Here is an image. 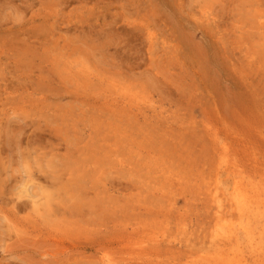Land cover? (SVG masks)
I'll use <instances>...</instances> for the list:
<instances>
[{
	"label": "rangeland",
	"instance_id": "rangeland-1",
	"mask_svg": "<svg viewBox=\"0 0 264 264\" xmlns=\"http://www.w3.org/2000/svg\"><path fill=\"white\" fill-rule=\"evenodd\" d=\"M242 1L0 0V264H264V0Z\"/></svg>",
	"mask_w": 264,
	"mask_h": 264
},
{
	"label": "bare ground",
	"instance_id": "bare-ground-1",
	"mask_svg": "<svg viewBox=\"0 0 264 264\" xmlns=\"http://www.w3.org/2000/svg\"><path fill=\"white\" fill-rule=\"evenodd\" d=\"M215 2V1H214ZM240 2V1H239ZM241 2L243 3V1L241 0ZM261 2V1H260ZM245 4V3H244ZM243 4V5H244ZM252 4V3H251ZM262 4V3H261ZM250 6V5H249ZM255 7V6H254ZM260 7V6H259ZM262 7V6H261ZM241 8V7H240ZM245 8V7H244ZM248 8V7H247ZM251 8V7H250ZM249 8V9H250ZM243 9V8H242ZM245 15V14H244ZM245 19V18H244ZM27 31V30H26ZM153 37V36H152ZM184 37V36H183ZM39 39H40V37H39ZM36 40V39H35ZM37 41V40H36ZM39 43V42H38ZM35 44V43H34ZM40 44V43H39ZM38 45V44H37ZM152 45V44H151ZM150 45V46H151ZM204 66V65H203ZM202 66V67H203ZM79 78V77H78ZM90 84V83H89ZM198 84H199V82H198ZM200 85V84H199ZM88 87V86H87ZM200 87V86H199ZM82 94H84V93H82ZM84 104V103H83ZM68 116V115H67ZM130 117V116H129ZM157 119V118H156ZM64 120V119H63ZM90 122V121H89ZM67 123H68V121H67ZM95 125H96V123H95ZM152 126V125H151ZM64 128H66V126L64 127ZM75 128V127H74ZM76 129V128H75ZM94 130V129H93ZM105 130V129H104ZM70 131V130H69ZM68 131V132H69ZM73 133V132H72ZM75 133H77V132H75ZM147 134V133H146ZM149 137V136H148ZM150 138V137H149ZM159 138V137H158ZM92 139V138H91ZM194 140V139H193ZM97 141H99V140H97ZM151 142V141H150ZM153 142V141H152ZM91 143H93V142H91ZM144 142H141L140 143V145L141 144H143ZM154 143V142H153ZM180 144V143H179ZM194 144H195V142H194ZM67 145V144H66ZM168 145V144H167ZM177 145V144H176ZM140 147V146H139ZM89 148V147H88ZM152 148V147H151ZM154 149V148H153ZM87 149H85V151H86ZM154 150H156V149H154ZM75 151V150H74ZM158 151V150H157ZM155 152V151H154ZM171 152V151H170ZM70 153V152H69ZM71 154V153H70ZM76 154V153H75ZM83 154V153H82ZM86 154V153H85ZM84 154V155H85ZM135 154V153H134ZM156 154V153H155ZM136 155V154H135ZM134 155V156H135ZM148 156H149V154H147ZM70 156V155H69ZM80 156V155H79ZM78 156V157H79ZM75 157V156H74ZM92 157V156H91ZM138 157V156H137ZM65 158V157H64ZM82 158V157H81ZM88 158V157H87ZM103 158V157H102ZM66 159V158H65ZM147 159V158H146ZM183 159V158H182ZM71 160V159H70ZM148 160V159H147ZM101 161V160H100ZM151 161V160H150ZM59 162V161H58ZM86 162V161H85ZM93 162V161H92ZM180 162V161H179ZM72 164V163H71ZM101 164V163H100ZM145 164V163H144ZM168 165V164H167ZM171 166H172V164H170ZM181 165V164H180ZM151 166V165H150ZM76 167V166H75ZM133 167V166H132ZM144 167V166H143ZM145 168V167H144ZM59 169H61V168H59ZM58 169V170H59ZM171 169V168H170ZM131 170V169H130ZM140 170V169H139ZM138 170V171H139ZM143 170V169H142ZM95 171V170H94ZM144 171V170H143ZM157 171V170H156ZM164 170H162V172H163ZM141 172V171H140ZM61 173V172H60ZM91 171L89 170V171H87V173H86V177H87V179L89 178L90 179V177H91ZM164 173H167V175H168V171H165ZM151 174V173H150ZM167 175H166V177H167ZM172 175V174H171ZM97 176V175H96ZM52 177V176H51ZM103 177V176H102ZM166 177H165V179H166ZM108 178V177H107ZM143 178V177H142ZM158 178V177H157ZM84 179V178H83ZM95 179V178H94ZM109 179V178H108ZM140 179H141V177H140ZM57 180V179H56ZM86 180V179H85ZM97 180V179H96ZM101 180V179H100ZM51 181V180H50ZM101 181H103V180H101ZM105 181V180H104ZM56 182H58V181H56ZM89 182V181H88ZM108 182H109V180H108ZM84 184H85V182H83ZM59 184V183H58ZM57 184V185H58ZM83 184V185H84ZM80 186H82V185H80ZM87 185H84V187H86ZM98 187V186H97ZM88 188V187H87ZM104 188V187H103ZM108 188H109V186H108ZM76 190H78V189H76ZM90 190V189H89ZM102 190V189H101ZM162 190V189H161ZM62 192L63 191H61V192H59V193H61L62 194ZM75 192V191H74ZM77 192V191H76ZM82 192V191H81ZM85 192V191H84ZM83 192V193H84ZM87 192V191H86ZM131 192V191H130ZM66 193V192H65ZM96 193V192H95ZM148 193V192H147ZM68 194V193H67ZM69 194H71L70 192H69ZM105 194V193H104ZM66 195V194H65ZM65 195H63V196H65ZM88 195V194H87ZM59 196V195H58ZM69 196V195H68ZM90 196V195H89ZM144 196V195H143ZM257 196V195H256ZM60 197V196H59ZM102 197V196H101ZM152 197V196H151ZM88 198V197H87ZM103 198V197H102ZM105 198H106V196H105ZM234 199H237V210H239V212L242 214V215H245L246 213H250L251 215H252V218H255V220L256 221H258L256 224H258L259 222H261L260 221V219L261 218H263V212H262V209L261 208H259L258 206H256L255 205V203H257L258 202V199L259 198H255V202H252L251 200H249V199H247V197H245V196H243V195H241L240 193H236V195L234 194V197H233ZM56 199V198H55ZM77 199V198H76ZM101 199V198H100ZM140 199V198H139ZM160 199V198H159ZM71 200H72V198H71ZM80 200V199H79ZM89 201V200H88ZM145 201V200H144ZM76 202V201H75ZM100 202V201H99ZM141 202V201H140ZM91 203V202H90ZM150 203V202H149ZM88 204V203H87ZM94 204V203H93ZM110 204H111V202H110ZM52 205V204H51ZM97 205V204H96ZM73 206V205H72ZM107 206V205H106ZM57 207V206H56ZM77 207V206H76ZM84 207V206H83ZM89 207V206H88ZM103 207V206H102ZM89 208H91V207H89ZM104 208V207H103ZM111 208H113V207H111ZM57 209H59V208H57ZM72 209V208H71ZM77 209V208H76ZM79 209V208H78ZM81 209H83V208H81ZM60 210V209H59ZM74 210V209H73ZM84 210H85V208H84ZM86 210H87V208H86ZM96 210H98L99 212H97V213H99L98 215H100L102 212H101V208H100V205L98 206V208L96 209ZM55 211V210H54ZM57 211V210H56ZM72 211V210H71ZM95 211V210H94ZM111 212V211H110ZM56 213H58V212H56ZM112 213V212H111ZM63 214V213H62ZM76 214V213H75ZM80 214V213H79ZM81 214H82V212H81ZM87 214V213H86ZM90 214V213H89ZM88 214V215H89ZM103 214V213H102ZM108 214V213H107ZM105 215V214H104ZM73 216V215H72ZM94 216V215H93ZM138 216V215H137ZM68 217V216H67ZM76 217V216H75ZM74 217V218H75ZM80 217V216H79ZM69 218V217H68ZM99 218V217H98ZM82 219H83V217H82ZM96 219V218H95ZM71 220H73V218L71 219ZM88 220H89V218H88ZM91 221H93L92 220V218L90 219ZM89 220V221H90ZM98 220V219H97ZM102 220V219H101ZM69 221H70V219H69ZM77 221V220H76ZM78 221H79V219H78ZM81 221V220H80ZM99 221V220H98ZM114 221H115V219H114ZM72 222V221H71ZM74 222V221H73ZM84 222V220H82V223ZM93 224L95 223V222H92ZM72 224V223H71ZM70 224V225H71ZM74 224H76V223H74ZM84 224H85V222H84ZM93 224H91V225H93ZM68 225V224H67ZM73 225V224H72ZM89 225H90V223H89ZM88 225V226H89ZM95 225H96V223H95ZM73 226H75V225H73ZM96 226H98V225H96ZM95 226V227H96ZM79 227V226H78ZM94 227V226H93ZM108 227V226H107ZM222 228H227V233L226 234H223L222 233V235L224 236V238H226V240L229 242V243H231L232 245H239V236H237V230H236V228L235 227H233V226H228V227H222ZM72 229V228H71ZM80 229V228H79ZM78 229V230H79ZM100 229V228H99ZM142 229V228H141ZM239 229V228H238ZM241 229H244L246 232H247V234L248 233H250V226H245V225H242V227H241ZM88 230V229H87ZM98 230V229H97ZM128 230V229H127ZM252 231V230H251ZM52 232V231H51ZM66 232V231H65ZM75 232V231H74ZM96 232V231H95ZM101 232V231H100ZM110 232V231H109ZM53 233V232H52ZM52 233H50V234H52ZM80 233V232H79ZM93 234V233H92ZM159 234V233H158ZM220 235H221V233H219ZM94 235H95V233H94ZM97 236L99 235V234H96ZM95 235V236H96ZM107 235V234H106ZM248 235H250V234H248ZM109 236V235H108ZM67 237V236H66ZM161 237V236H160ZM163 237V236H162ZM54 238L55 237H53L52 239L54 240ZM61 238V237H60ZM59 238V239H60ZM81 238V237H80ZM98 238V237H97ZM157 238H158V236H157ZM51 239V240H52ZM86 239V238H85ZM92 239V238H91ZM116 239H118V241H119V237L118 238H116ZM116 239H115V241H116ZM124 239V238H123ZM160 239V238H159ZM65 240V239H64ZM63 240V241H64ZM75 240V239H74ZM79 240V239H78ZM89 240V239H88ZM94 240V239H93ZM81 241V240H80ZM66 242V241H65ZM71 242V241H70ZM86 242V241H85ZM92 242V241H91ZM98 245H100V243L99 242H97V241H95ZM112 242V241H111ZM252 242H253V240H252ZM51 243V242H50ZM57 242H55V244H56ZM61 243H63V242H61ZM95 243V244H96ZM113 243V242H112ZM138 243V242H137ZM59 244H60V242H59ZM72 244V243H71ZM89 244H92V243H89ZM118 244H120V242H118ZM60 245H64V244H60ZM67 245V244H66ZM103 245V244H102ZM82 246V245H81ZM84 246L87 248V246H88V243H86V244H84ZM106 246V245H105ZM112 246V245H111ZM67 247H69V246H67ZM74 247V246H73ZM131 247V246H130ZM139 248V247H138ZM142 248V247H141ZM148 248V247H147ZM61 248H59V250H60ZM69 249H71V248H69ZM94 249V248H93ZM123 249V248H122ZM140 249V248H139ZM143 249V248H142ZM156 249V248H155ZM88 250V249H87ZM125 250V249H124ZM132 250V249H131ZM130 250V251H131ZM146 250V249H145ZM65 251V249H63V252ZM70 251H73V250H70ZM92 251H94V250H92ZM66 252V251H65ZM117 252V251H116ZM118 252H122L121 250H118ZM68 253H69V251H68ZM75 253V252H74ZM77 253V252H76ZM126 253V252H125ZM139 253H141V252H139ZM45 254V253H44ZM54 254H56V253H54ZM53 254V255H54ZM60 254V253H59ZM119 254V253H118ZM48 254H46V256H47ZM50 255H51V253H50ZM63 255H64V253H63ZM56 256H57V254H56ZM136 256V255H135ZM142 257V256H141ZM222 262V261H221ZM54 263V262H53ZM129 263V262H128ZM238 263H239V261H238ZM240 264H243L242 262L240 263Z\"/></svg>",
	"mask_w": 264,
	"mask_h": 264
}]
</instances>
